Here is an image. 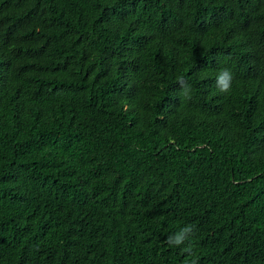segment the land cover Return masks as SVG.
Here are the masks:
<instances>
[{
  "label": "trees",
  "instance_id": "trees-1",
  "mask_svg": "<svg viewBox=\"0 0 264 264\" xmlns=\"http://www.w3.org/2000/svg\"><path fill=\"white\" fill-rule=\"evenodd\" d=\"M0 264H264V0H0Z\"/></svg>",
  "mask_w": 264,
  "mask_h": 264
},
{
  "label": "clouds",
  "instance_id": "clouds-1",
  "mask_svg": "<svg viewBox=\"0 0 264 264\" xmlns=\"http://www.w3.org/2000/svg\"><path fill=\"white\" fill-rule=\"evenodd\" d=\"M232 75L229 70L223 69L217 75L216 87L221 92H228L231 86ZM178 82L181 86V95L190 98V87L185 84L183 77L178 78ZM193 225H186L182 227L174 235H170L166 241L169 246H179L188 238V236L193 231ZM185 251H190V249H185Z\"/></svg>",
  "mask_w": 264,
  "mask_h": 264
}]
</instances>
